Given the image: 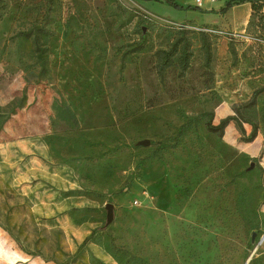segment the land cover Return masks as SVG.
Returning <instances> with one entry per match:
<instances>
[{
    "label": "rangeland",
    "instance_id": "374dc122",
    "mask_svg": "<svg viewBox=\"0 0 264 264\" xmlns=\"http://www.w3.org/2000/svg\"><path fill=\"white\" fill-rule=\"evenodd\" d=\"M175 1L0 0V264H264V40L249 2Z\"/></svg>",
    "mask_w": 264,
    "mask_h": 264
},
{
    "label": "trees",
    "instance_id": "16d2710c",
    "mask_svg": "<svg viewBox=\"0 0 264 264\" xmlns=\"http://www.w3.org/2000/svg\"><path fill=\"white\" fill-rule=\"evenodd\" d=\"M167 2L171 5H174L175 7H182L179 3H177L175 0H167ZM249 2L251 4V8H252V12L250 14V18L248 21V25H247V29L252 33V37L253 40L257 42H260V39L264 40V0H227L225 2L223 11H225L226 9L237 5V4H241V3H246ZM182 31L180 33V36L177 37L175 39V41H173L170 45V47L166 50H161V58H162V64L163 67L166 68L168 66H170L172 64V58L173 56L179 51H181V61H182V66L183 69H186L189 66V59H190V45L191 42L189 41V39L187 38V32L188 30L185 28H180ZM42 32H46L49 33L48 30H44V28L42 27H38L36 28V39H38L40 33ZM33 32H28L26 35L31 37L33 35ZM201 37H202V46L203 49L205 50V54H206V62L209 65L211 58H212V45H211V41H210V34L208 32L202 31L200 32ZM144 47V44L142 42H138L136 44H132L130 46L131 51H142ZM230 51L233 54L234 57L237 58V50L235 48V45L233 42H230ZM37 52H38V58L41 62L42 65V73H45L47 71V57H46V52H47V48L44 45H41L38 43L37 45ZM264 88H261L257 91L254 92V94L252 95L251 98V103H255L258 94L263 90ZM204 115H206L208 117V121H207V127L211 132L214 133H218L220 135H224L225 129L227 128V126L232 122L235 121L236 123V127L238 129V131L240 132L242 139L245 142H252L255 140V138L258 136L259 133V128L258 125L252 121H249L247 119H242L240 116L237 115H229L225 118H223L219 124H214L213 123V119L215 116V113L213 111L211 112H205ZM263 119H264V115H263ZM247 122L249 124L252 125V131L247 134V130L244 126V123ZM190 125V122H187L185 124H183L176 137L174 138V140H172V142H160L157 149L152 153V157L155 158H161L162 154L164 151L170 150V149H174L176 147L179 146V144L181 143V139L182 136L184 135L186 129L188 128V126ZM263 152L261 153V155L257 156L254 158L255 161H259L260 158L263 155ZM146 161V159L142 160L138 165L141 166L144 164V162ZM88 238H86L82 245H84L87 242ZM80 249L77 251V253H79ZM94 262H96L97 264H104L103 262H101L100 260H98L97 258L93 257Z\"/></svg>",
    "mask_w": 264,
    "mask_h": 264
},
{
    "label": "water",
    "instance_id": "95a60500",
    "mask_svg": "<svg viewBox=\"0 0 264 264\" xmlns=\"http://www.w3.org/2000/svg\"><path fill=\"white\" fill-rule=\"evenodd\" d=\"M148 143V141L146 142ZM115 217L114 204H107V225L111 224ZM255 235L253 236L254 239Z\"/></svg>",
    "mask_w": 264,
    "mask_h": 264
},
{
    "label": "built area",
    "instance_id": "2783aa9c",
    "mask_svg": "<svg viewBox=\"0 0 264 264\" xmlns=\"http://www.w3.org/2000/svg\"><path fill=\"white\" fill-rule=\"evenodd\" d=\"M215 1V0H211ZM197 6L202 7L204 5V0H196Z\"/></svg>",
    "mask_w": 264,
    "mask_h": 264
}]
</instances>
